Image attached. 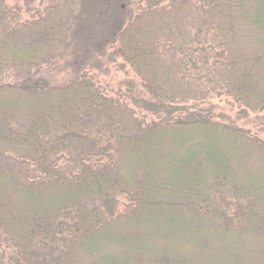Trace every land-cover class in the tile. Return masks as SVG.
I'll return each mask as SVG.
<instances>
[{
    "label": "trees",
    "instance_id": "obj_1",
    "mask_svg": "<svg viewBox=\"0 0 264 264\" xmlns=\"http://www.w3.org/2000/svg\"><path fill=\"white\" fill-rule=\"evenodd\" d=\"M147 2L0 0V264H264V0Z\"/></svg>",
    "mask_w": 264,
    "mask_h": 264
},
{
    "label": "rangeland",
    "instance_id": "obj_2",
    "mask_svg": "<svg viewBox=\"0 0 264 264\" xmlns=\"http://www.w3.org/2000/svg\"><path fill=\"white\" fill-rule=\"evenodd\" d=\"M148 0H140V5H145L146 6V2H147ZM148 3V2H147ZM162 4L163 3H165L164 1L163 2H161ZM133 8H135L136 10H138V11H135L136 12V14H137V12H139V8H138V6H133ZM158 8V7H157ZM141 12V11H140ZM139 12V13H140ZM138 13V14H139ZM155 15V14H154ZM158 16V13L156 14V16H154V17H157ZM153 19H155V18H153ZM167 21H169V19H166ZM158 22V21H157ZM156 24V23H155ZM154 24V25H155ZM190 28H189V31L191 32V33H193V34H195V35H197V31H198V29L196 28V27H192L190 24L188 25ZM201 38V37H200ZM208 42H206V44H207ZM118 61L119 60H116V62H115V64H113V63H109V66L108 67H106V68H108L107 70H108V73H109V76H111L112 77V80L115 82V81H117V79L119 80L120 78H122L123 77V73L119 70V68H118ZM127 71H128V76H129V78L131 79V80H133L132 78H133V74H131V71L130 70H128L127 69ZM126 72V71H125ZM102 77L104 78V75H102ZM213 103H215V107H214V110H215V112L216 113H223V114H225L228 118H234V117H236L238 114H237V107L236 106H234V105H232L231 104V102L228 100V99H226V98H217V99H215L214 101H213ZM260 115V114H259ZM258 115L256 114H253V113H248V116H247V118L246 119H240L239 121H242L241 122V124L244 126H248V127H250V128H252V129H255V130H258V131H260L261 129H264V123L260 120V119H258ZM262 138H264V133H263V135H262ZM122 207V206H121ZM121 207L119 208V210L121 209Z\"/></svg>",
    "mask_w": 264,
    "mask_h": 264
}]
</instances>
